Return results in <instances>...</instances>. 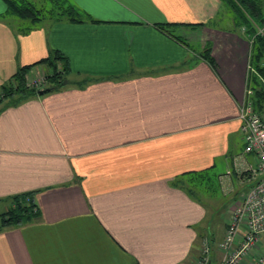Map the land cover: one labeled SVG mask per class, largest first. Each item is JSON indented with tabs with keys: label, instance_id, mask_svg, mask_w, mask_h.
<instances>
[{
	"label": "crops",
	"instance_id": "0c3cea01",
	"mask_svg": "<svg viewBox=\"0 0 264 264\" xmlns=\"http://www.w3.org/2000/svg\"><path fill=\"white\" fill-rule=\"evenodd\" d=\"M66 1L81 20L0 0V202L32 192L39 208L0 230V264H191L208 214L196 178L256 166L238 115L261 23H235L225 0ZM55 51L61 86L12 89Z\"/></svg>",
	"mask_w": 264,
	"mask_h": 264
},
{
	"label": "built area",
	"instance_id": "2783aa9c",
	"mask_svg": "<svg viewBox=\"0 0 264 264\" xmlns=\"http://www.w3.org/2000/svg\"><path fill=\"white\" fill-rule=\"evenodd\" d=\"M259 32L263 34L264 27ZM47 82L46 73H28L25 77V86L31 89L43 88ZM238 117L245 151L257 157L256 166L246 169L255 181L232 210L220 244L223 254L219 264H264V108L256 109L251 96L240 103ZM209 242L208 238L204 241L205 250L191 264H211Z\"/></svg>",
	"mask_w": 264,
	"mask_h": 264
},
{
	"label": "rangeland",
	"instance_id": "374dc122",
	"mask_svg": "<svg viewBox=\"0 0 264 264\" xmlns=\"http://www.w3.org/2000/svg\"><path fill=\"white\" fill-rule=\"evenodd\" d=\"M34 2V1H33ZM35 5L43 10V16H47L45 13H48L45 11L48 8L55 7L54 1L50 0H36L34 2ZM44 7V8H43ZM223 9H228L229 16L231 17L232 14L234 15V19L239 22L247 23V19L250 22H253V20H258V22L261 23L260 27H257L258 32L252 33V37L256 34H262L259 30L264 27V0H225L223 3ZM260 11L261 13L258 14L257 11ZM244 15V18H242V15ZM15 15V14H13ZM17 16V15H16ZM21 18V17H20ZM226 17H222L218 23L220 25H227V21H225ZM256 31V30H255ZM264 34V33H263ZM253 40V39H252ZM252 40H251V48H252ZM251 57V54H250ZM250 69L255 73V77L260 80H255V78L250 79L251 85L260 87L261 84L263 86L264 84V77L259 74L257 71L255 65L250 60ZM254 90V89H252ZM251 90V91H252ZM242 102V101H241ZM240 102V103H241ZM254 158V159H253ZM251 162L256 165L257 163V157L254 154V157ZM231 169H229V172H225V168L222 165H217V167L212 168L209 172L206 173L204 177H197L196 178V197L199 200V189L204 188L206 193H203V195L207 196L206 206H207V217L205 219L206 225L204 224L199 225L198 228L200 230H204V233L202 234L199 245H198V254L199 256L202 251L205 250V243L204 241L208 238L210 241V237L214 236V241L209 242L212 252H211V264H219L222 258V250L220 248L221 242L224 240L227 224L225 225L224 221L225 219L232 213L233 208L235 207V203L241 199L243 196V193H245L249 187L253 184L250 182V180H253L250 178L248 171H245V176H242L240 172H232L235 170L232 164L229 165ZM223 174V178L226 182L223 183L219 180V175ZM6 201L0 202V212L4 211L7 207L5 206ZM204 240V241H203Z\"/></svg>",
	"mask_w": 264,
	"mask_h": 264
},
{
	"label": "trees",
	"instance_id": "16d2710c",
	"mask_svg": "<svg viewBox=\"0 0 264 264\" xmlns=\"http://www.w3.org/2000/svg\"><path fill=\"white\" fill-rule=\"evenodd\" d=\"M52 1V0H50ZM55 7L48 8L49 13L59 17L67 16L70 20H81V16L78 13V9L66 0H53ZM7 10L21 18H28L32 21L40 20L43 15V10L35 5L30 0H6ZM44 8V7H43ZM257 11V10H256ZM79 14V15H78ZM173 25V23H159L161 28H167V25ZM65 57L59 52L55 51L52 58H45L34 62L32 64L24 65L20 67L14 74V80L17 82L15 86L12 85V89L20 90L23 94L21 97H25L30 94H36L39 89L28 88L25 86V77L28 74L31 67L34 65L47 61L48 64L53 65L52 72L47 75L50 81V86L55 85L59 87L65 80L64 74L68 71L67 62ZM251 62L255 65L259 74L264 77V34H256L252 40L251 48ZM259 79V78H258ZM255 77V80L261 82ZM252 97L255 99L256 109L264 108V86L258 87L253 85ZM18 101V99H16ZM13 205L5 211L0 212V230L31 221L39 215L38 204L33 199L32 192L22 193L13 196ZM214 236L210 237V242H213Z\"/></svg>",
	"mask_w": 264,
	"mask_h": 264
},
{
	"label": "water",
	"instance_id": "95a60500",
	"mask_svg": "<svg viewBox=\"0 0 264 264\" xmlns=\"http://www.w3.org/2000/svg\"><path fill=\"white\" fill-rule=\"evenodd\" d=\"M48 89H49L48 87H46V88H41V89L38 90V92H39L40 94H42V93H44L45 91H47Z\"/></svg>",
	"mask_w": 264,
	"mask_h": 264
}]
</instances>
